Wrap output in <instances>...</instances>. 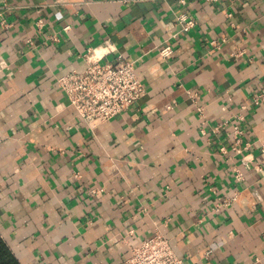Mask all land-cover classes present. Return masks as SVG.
I'll return each mask as SVG.
<instances>
[{
	"label": "crops",
	"instance_id": "0c3cea01",
	"mask_svg": "<svg viewBox=\"0 0 264 264\" xmlns=\"http://www.w3.org/2000/svg\"><path fill=\"white\" fill-rule=\"evenodd\" d=\"M183 11L196 25L173 36ZM1 21L0 237L19 264H123L157 231L185 264H264V0H0ZM106 39L146 94L91 127L58 78Z\"/></svg>",
	"mask_w": 264,
	"mask_h": 264
},
{
	"label": "built area",
	"instance_id": "2783aa9c",
	"mask_svg": "<svg viewBox=\"0 0 264 264\" xmlns=\"http://www.w3.org/2000/svg\"><path fill=\"white\" fill-rule=\"evenodd\" d=\"M185 5L188 0H178ZM216 2L219 0H206ZM228 15H231L228 13ZM5 21H1L3 23ZM179 29L173 36L188 32L196 25V18L183 11L176 16ZM36 27L40 31L46 26L45 19L38 17ZM67 28L69 26H66ZM33 41V40H30ZM164 59H169L175 52L172 43L166 42L158 48ZM85 66L74 69L58 78L59 87L66 93L70 104L75 107L79 117L91 127L106 122L126 111L132 104L146 94V89L138 77L135 62L123 54L117 53V46L106 39L98 46H90L83 53ZM3 64V62H1ZM264 102V87L254 96L252 103L256 106ZM199 107L200 116H204ZM203 118V117H201ZM245 119L243 113H237L232 121L233 149L243 154V161L252 160L250 155L244 154L251 146L243 144L244 133L242 124ZM228 124V120L219 122L214 128L219 130ZM264 152V144L261 147ZM220 152L226 154L228 148L223 145ZM237 180L243 179L239 168L235 169ZM93 192L95 190H92ZM233 198H219L212 206L213 211L226 208ZM123 264H185L183 258L175 252L170 240L157 231L144 238L140 244L131 246V254L124 259Z\"/></svg>",
	"mask_w": 264,
	"mask_h": 264
},
{
	"label": "trees",
	"instance_id": "16d2710c",
	"mask_svg": "<svg viewBox=\"0 0 264 264\" xmlns=\"http://www.w3.org/2000/svg\"><path fill=\"white\" fill-rule=\"evenodd\" d=\"M0 264H19L6 242L0 237Z\"/></svg>",
	"mask_w": 264,
	"mask_h": 264
}]
</instances>
